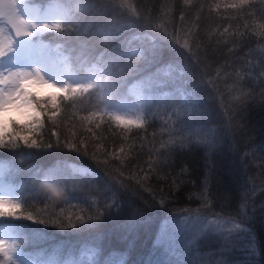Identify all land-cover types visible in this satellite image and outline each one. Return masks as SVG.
Listing matches in <instances>:
<instances>
[{"label":"snow or ice","instance_id":"obj_1","mask_svg":"<svg viewBox=\"0 0 264 264\" xmlns=\"http://www.w3.org/2000/svg\"><path fill=\"white\" fill-rule=\"evenodd\" d=\"M175 3L176 0H166L153 15L151 9L142 14L132 0H49V6L43 11L32 7L31 0H0V21L4 22V26H10L8 34L0 27V149H17L21 143L27 148H40L41 142L30 137L33 129L44 126L40 117L46 115L52 126L51 135L56 137L57 146L63 144L70 151L90 156L98 165L105 166L104 174L108 181L104 191L111 193L102 207L96 197L86 200L94 210L86 217L80 214H65L63 207L60 208L59 214L55 211L49 212L47 203L43 209H36L34 213L28 209L34 207L35 201H28L23 194H17L18 189L5 184V168L0 165V264H98L94 256L87 260L81 258L65 261L54 257L41 261L28 258L21 247L26 226L14 224L12 221L23 219L61 229H76L80 224H88L91 227L90 222L101 221L106 213L111 215L112 208L121 207L118 191L131 190L126 181H132L141 191L148 192L155 198L153 189L145 185L158 167L171 163L172 153L177 148H187L194 142L207 146L209 151L215 149V129H191L181 119L183 109L179 106L173 108L166 118L161 117L160 112L170 104L186 99L182 79L184 71L177 75L175 62L166 58L173 46H179L189 55L196 56L201 50L198 34L202 19H208L211 13L218 12L222 5L220 0H182L188 11L181 9L179 22L183 27L178 28L175 27L173 16ZM259 3L260 7L257 8V0H229L223 4L225 9H231L233 13L224 17L230 21L229 25L223 27L222 31L218 25L207 33L209 43L215 38L213 52L226 47L225 55L231 57L238 50L247 49L243 57L237 58L242 61L240 67L234 68L233 62L225 59L216 68L215 77L208 80V83L217 89V81L224 82L226 91L231 94L230 101L234 102L229 105L233 118L235 112L253 105L264 111V0H259ZM206 8L208 15L204 16ZM186 17L189 18L188 23H185ZM231 22H236L234 27ZM94 26L96 31L93 35L98 37L101 44L124 38L114 47L105 48L92 55L95 49L90 48L89 41L82 40L81 35H87ZM129 32L131 35L126 36ZM46 33L55 34L49 42L43 39ZM73 37L79 48V54L75 57L71 53L76 51V48L68 47ZM55 41L62 43H54ZM193 41H197L195 48L192 46ZM254 43L255 48L252 47ZM53 49L59 53L56 59L50 56ZM73 61L82 69V75L74 68ZM153 66L155 71L151 70ZM129 77L132 78L131 84L128 82ZM229 80L231 83H228ZM118 86H123L125 91L118 94ZM37 88L53 91L40 97L34 90ZM93 98L95 103L85 107ZM66 109L73 110L71 116H68ZM12 110L25 118L27 123L21 125L17 119L9 116L8 113ZM81 110L88 114L79 117L80 135L73 131L75 124L68 127L64 119H61L60 123L56 122L62 112L67 119H73ZM173 115L176 116L175 120L172 119ZM154 118L163 120L161 133H167L168 139H162L159 148L154 149L156 155L149 157L147 172L139 168L138 171L126 175L122 169L126 167L135 142L128 146V151L122 144L109 152L103 145L106 137L98 136L97 132L101 130L102 125L110 130L117 129L122 133L121 139L127 142L128 134L133 129L146 131ZM9 125L14 126L11 131ZM238 127L243 128V125ZM17 128L29 131L21 134ZM59 128L66 129L67 134L63 140L56 131ZM229 128L235 130L231 121ZM261 134L264 135V127ZM90 143L93 148L91 152ZM44 146L50 148L52 144ZM250 154L260 161L257 167L264 174V142H253L250 152H244L242 159ZM112 161H118L119 166L112 165ZM185 171L186 169H181V174ZM77 174L96 175L87 168L74 169L73 175ZM43 179L51 181L46 187L52 196H63V192L56 186L66 183L67 177L53 170L44 174ZM172 182L176 183L175 180ZM259 190L264 191V185L259 186ZM249 192L254 199L257 186L251 185ZM196 198L202 200V208L211 207L207 178L202 192ZM50 199L51 196L45 197V201ZM159 203L163 207L165 198L162 197ZM52 208L54 209L55 205H52ZM260 209L264 212V204ZM79 211L87 213L88 210ZM183 212L186 215L182 219L170 217L166 221L157 237V244H166L167 250L175 254V229L171 235L166 233L169 223L178 224L181 231L191 235V239L187 241L189 252L194 250L193 245L198 238L210 233L220 236L225 248L231 245V248L235 249L238 245L246 254L245 261L233 262L224 259L221 251V259L215 264H260L256 257L260 256L264 249H261L255 231L256 208L250 209L248 193L242 197L239 219L220 213L211 217L204 216L199 208L184 209ZM233 241L235 243H232ZM117 264H124V261L120 260Z\"/></svg>","mask_w":264,"mask_h":264},{"label":"trees","instance_id":"obj_2","mask_svg":"<svg viewBox=\"0 0 264 264\" xmlns=\"http://www.w3.org/2000/svg\"><path fill=\"white\" fill-rule=\"evenodd\" d=\"M33 3L43 5L49 0H31ZM137 8L143 14L151 9L153 15L158 12L161 4L166 0H132ZM215 2V0H213ZM229 0H220L221 8L218 12H212L208 19H202L200 23L199 40L201 50L196 56H191L179 46H173V50L166 58L175 62L177 73L184 71L183 81L186 89V99L178 103L170 104L166 109L160 112L161 117H167L172 109L181 107L183 109L181 119L191 129H215L216 147L209 151V148L202 144L191 143L187 148H177L171 156V163L157 168L155 173L150 175L146 187H151L155 193V198L148 192L141 191L132 181H126L131 186V190L124 192L118 191V202L121 204L119 209H111V215L105 214L101 221H92L90 224H80L78 228H56L50 225H41L29 220H14V224L26 226L24 243L21 245L25 255L30 258L43 257L45 259L56 258L60 261L74 259H90L95 257L98 264H117L123 260L124 264H215L221 259L219 253L223 251V258L233 262H243L246 260V254L239 249L225 248L224 241L220 236L214 234H205L198 238L193 245V251L189 252L187 241L191 235L180 230V226L175 230V254L167 250V245L157 244V237L161 234L162 224L170 217L182 219L186 213L184 209H201V214L211 217L216 213L223 216H236L242 203V197L248 193L250 209L256 208L254 227L261 249H264V212L260 206L264 204V191L259 190V186L264 185V174L257 167L260 161L256 156L249 155L242 159L244 152L251 150L253 142L260 144L264 142V135L261 134L264 127V111L259 106H249L245 109L233 112L230 108V95L224 86V82L217 81V87L208 83L209 78L215 77V70L225 59H230L235 67H240L242 61L238 57H243L247 51L246 48L238 50L231 57L226 56V47H221L213 52L215 38L212 43L208 41L207 33L211 29L217 28L222 31L230 23L224 17L231 16L232 10L225 9L224 3ZM260 7L257 0V8ZM181 9L186 12L188 9L182 4V0H176L173 16L175 17V27H183L179 22ZM208 15L207 8L203 14ZM189 22L186 17L185 23ZM233 27L236 22H231ZM170 29L172 25H169ZM95 26L87 33L81 35L82 40L89 41L90 48L95 51L92 55L98 54L105 48H112L120 43V39L111 43L101 44L98 37H95ZM54 33H46L43 39L49 42L54 37ZM131 35V32L126 33ZM54 43H62L55 41ZM170 43V41H169ZM197 41L192 42L195 48ZM68 47L76 48L71 54L73 57L79 54L78 44L73 40ZM255 48L256 44H252ZM54 50V49H53ZM58 53V52H57ZM207 53V56H206ZM59 55V53H58ZM67 55V53H65ZM73 66L83 74L78 64L73 61ZM155 71V66L152 67ZM233 69H228L232 71ZM129 84L132 78L129 77ZM231 83V80L228 81ZM168 89H165L167 91ZM117 93H123L125 88L118 86ZM223 94V99H221ZM40 97H44L40 95ZM93 98L88 105L94 104ZM79 109V106H78ZM68 116H71L72 109L65 110ZM86 111H78V115L73 119H67L62 112L57 123L64 119L68 127L75 124L78 135L81 134V121L79 117L86 116ZM40 119L44 126H37L32 130V136L38 142H41L40 148H27L22 143L17 149H0V160L5 161L9 168L6 176L13 188L18 189L17 194H23L28 201H35L34 207L28 209L35 213L36 209H43L45 203L49 205L48 211H55L59 214L60 208L65 209V214L72 213L87 216L94 210L90 203H87L90 197H96L103 202L111 195L104 191L108 177L104 174V165H98L90 156H84L74 151H70L61 144L57 146L56 137L51 135L52 126L47 120L46 115ZM175 120L176 116L173 115ZM229 121L235 128H229ZM20 124L27 123V120L19 121ZM163 120L154 118L145 130L133 129L128 135L126 142L121 139V131L117 129L110 130L102 125L101 130L97 132L98 136L106 137L103 140L104 148L109 152L119 148L122 144L128 151V146L135 142V147L131 152L130 158L126 161V167L122 169L126 175L132 171H138L143 168L148 171V160L150 156H155V148H159L161 140H167V133H161ZM238 125H243L239 128ZM14 126L9 125V131ZM21 134H26L28 129H20ZM60 134L61 140L67 134L65 128L56 129ZM155 133V136H153ZM87 136V133H83ZM52 144V147L44 145ZM99 143V141H94ZM93 150L92 143L89 144V152ZM151 150V151H150ZM112 165L119 166L118 161H112ZM73 166H83L91 172L92 175H73ZM135 166V167H134ZM181 169L186 171L181 174ZM55 170L58 174L67 177L66 183L57 185L62 192V197L52 196L47 189L46 184L51 181L43 179L44 174ZM143 175V173H139ZM161 177H167L162 179ZM205 178H207L210 208H202V200L196 197L203 190ZM173 180L176 181L173 184ZM250 181V182H249ZM257 186V192L254 199L251 197L249 188L251 185ZM178 186V187H177ZM162 190V191H161ZM46 196H51L50 200L45 201ZM165 198V205L162 207L159 203L161 198ZM191 197V199L189 198ZM55 205V208H52ZM75 205V207H73ZM82 209H87V213ZM47 219V217H44ZM10 219V218H9ZM133 221L135 224L133 225ZM166 234L171 235L172 232ZM232 243H235L233 241ZM155 245V246H154ZM260 264H264V251L256 257Z\"/></svg>","mask_w":264,"mask_h":264},{"label":"rangeland","instance_id":"obj_3","mask_svg":"<svg viewBox=\"0 0 264 264\" xmlns=\"http://www.w3.org/2000/svg\"><path fill=\"white\" fill-rule=\"evenodd\" d=\"M31 6L32 7H35V8H39L41 11H43V10H45L49 6V2H46L43 5L31 2ZM0 27H3L4 28V33L5 34H8L9 33L10 26H4V22L3 21H0ZM11 34L14 35V33H11ZM50 56H51L52 59H56L59 55H58V53L55 50H53L50 53ZM177 75H179V73H177ZM34 90L37 91L39 93V95H43V96H46L49 92L53 91L52 89H45V88H37V89H34ZM186 96L188 97V95H186ZM8 115L14 117L18 121H24V120H26L25 118L20 117L15 112V110L10 111L8 113ZM0 165H3L4 168H5V175H4V182H5V184L13 187V184L10 183V180H8V178L6 176L7 170L9 168L8 164L5 161L0 160ZM82 168H86V167H83V166H73V170L74 169H82ZM165 224H166V222H163V224L161 226L162 229L164 228ZM178 228H179V225L178 224L177 225H173V224L169 223L167 225V232H172L174 229L176 230ZM28 258H30V257H28ZM31 259L36 260V261L47 260V259H45L43 257H39L37 259H35V258H31ZM69 259H74V258L71 257Z\"/></svg>","mask_w":264,"mask_h":264}]
</instances>
